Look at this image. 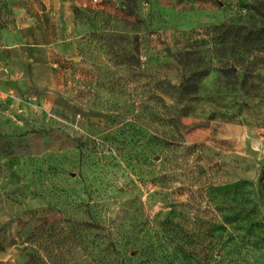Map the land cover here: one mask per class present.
<instances>
[{
    "label": "rangeland",
    "instance_id": "rangeland-1",
    "mask_svg": "<svg viewBox=\"0 0 264 264\" xmlns=\"http://www.w3.org/2000/svg\"><path fill=\"white\" fill-rule=\"evenodd\" d=\"M264 0H0V264H264Z\"/></svg>",
    "mask_w": 264,
    "mask_h": 264
},
{
    "label": "trees",
    "instance_id": "trees-1",
    "mask_svg": "<svg viewBox=\"0 0 264 264\" xmlns=\"http://www.w3.org/2000/svg\"><path fill=\"white\" fill-rule=\"evenodd\" d=\"M262 176H264V173H262ZM260 183H261L262 188L264 189V186L262 185V179Z\"/></svg>",
    "mask_w": 264,
    "mask_h": 264
},
{
    "label": "built area",
    "instance_id": "built-area-1",
    "mask_svg": "<svg viewBox=\"0 0 264 264\" xmlns=\"http://www.w3.org/2000/svg\"><path fill=\"white\" fill-rule=\"evenodd\" d=\"M99 0H93L94 3H97Z\"/></svg>",
    "mask_w": 264,
    "mask_h": 264
},
{
    "label": "crops",
    "instance_id": "crops-1",
    "mask_svg": "<svg viewBox=\"0 0 264 264\" xmlns=\"http://www.w3.org/2000/svg\"><path fill=\"white\" fill-rule=\"evenodd\" d=\"M99 2H100V0H99Z\"/></svg>",
    "mask_w": 264,
    "mask_h": 264
}]
</instances>
